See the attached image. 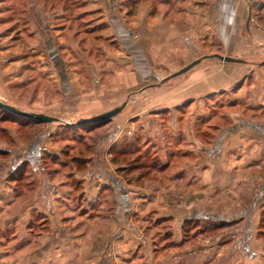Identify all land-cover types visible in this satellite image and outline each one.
<instances>
[{
	"label": "crops",
	"instance_id": "0c3cea01",
	"mask_svg": "<svg viewBox=\"0 0 264 264\" xmlns=\"http://www.w3.org/2000/svg\"><path fill=\"white\" fill-rule=\"evenodd\" d=\"M144 12L141 10L134 20L127 21L129 25L126 26L121 16L105 15L102 23L112 21L111 25L116 30L109 28L102 36L110 38V46L117 48L115 51L108 48L104 51L109 61L105 62L103 69L98 67L93 79L84 76L85 66H78L70 60L69 48L72 45L69 48L65 46L64 35L59 33L64 29L57 27L55 34L59 44L53 39L37 43L41 46V54L48 58H44L48 62L42 71L47 73L51 70L48 80H52V85L57 86L59 91L51 99V105L46 106L44 94H37L31 99L26 96L20 102H13L7 94L11 89L9 78L12 67L2 68L0 100L26 112L45 114L72 124L79 121L78 118L84 120L106 113L136 93L141 84L139 71L143 67H149L152 81L157 77L166 78L207 56L218 54L243 62L225 63L208 58L186 75L172 80L173 84H179L177 89L171 87L167 91L151 92V111L138 105V109L131 108L127 115L124 113L118 123L112 125V130L99 133L95 155L87 156V160L91 159L87 169L83 172L70 171L66 173L67 177L62 175L64 172L61 170L50 168L45 161L50 159L52 162V159L64 154L61 143L57 142L61 132L68 130L65 127L72 126L64 125L62 129L61 124L55 123L41 128L34 122L19 120L21 125L41 128V134L26 142L24 138L13 137L10 133L14 147L9 149L8 143H0V154L14 159L15 165L19 164L26 170L33 169L39 188L21 191L18 205L11 203L8 208L4 207L9 210L8 213H1L0 210L4 216L7 213L5 220L0 222V230L5 235L19 230V234L13 235L10 243L0 251V264H70L75 250L78 251V260L106 264L108 247L112 245L120 255L131 253L133 256L141 252V245L134 240L127 245L123 237L127 229L125 226L129 225L132 232L137 229L133 217L138 213L140 192L134 193L141 190L125 182L118 172L124 167H117L111 156L113 149L124 138H129L127 133L133 129L135 133L132 137L147 132L150 140L164 139L159 142L164 148L172 146L171 140L167 143L166 137H163L165 134L178 136L180 140L173 143L174 150L191 154L183 158L186 163L177 175L164 180L167 181L165 186L154 184L151 190L153 196L159 198L163 195L170 200L176 196L173 193L179 191V198L184 200L180 202L185 209L192 201L194 205L190 206L194 207L189 209L194 210L191 212L214 215L216 211L213 208L219 203V198L230 191L231 195L226 197L234 209L231 214L224 213L228 218L226 222L236 223L239 233L246 231L244 237L233 239L232 251L239 248L240 252L231 256L236 255L237 261H243V264H264V253L260 255L264 251V242L257 238L264 225V0H151V13ZM138 34L141 36L137 38ZM109 70H112L110 76L106 73ZM212 97L231 99L233 111L228 116L233 125L223 137L221 146L222 139L214 146L204 147L198 142L193 128L199 124L197 118L205 114L203 108ZM142 102V105H148L146 101ZM186 106H189L187 111L183 109ZM240 106L244 107V112L239 111ZM4 128L11 129L10 126ZM8 161L0 160V166L4 167ZM222 169L225 172H221ZM15 170H11L7 177H12ZM78 183L81 187L79 202L85 204L84 208L75 205ZM111 188L116 206H113L109 217L110 224L103 226L101 223L98 227V221L102 219L87 218L89 215L86 212L93 205L102 203L103 197L107 202L105 194ZM13 195V189L6 194L7 197ZM206 200L208 206L205 208ZM174 206L177 205H173V209ZM176 213V210L171 211L166 215L167 219H174ZM186 217L179 220L184 221ZM85 220L99 228L96 238L75 236L71 239L69 232L75 235L77 227ZM138 231L141 233L140 228ZM135 244L137 250L132 247ZM10 246L20 248L10 249ZM172 250L162 264H197L203 261H196L190 255L177 261L172 256L177 249ZM153 262L160 263L154 257Z\"/></svg>",
	"mask_w": 264,
	"mask_h": 264
},
{
	"label": "rangeland",
	"instance_id": "374dc122",
	"mask_svg": "<svg viewBox=\"0 0 264 264\" xmlns=\"http://www.w3.org/2000/svg\"><path fill=\"white\" fill-rule=\"evenodd\" d=\"M150 9L151 0H0V77H3V67H12L10 72L11 77L9 78L11 89L7 93L10 96L9 98L12 99L13 102H20L21 99L25 98L26 96L31 99L37 94H44L46 95L47 99L46 106L51 105V99L55 98L59 91L57 86L55 87L52 85V80H48L49 77H51V70H49L47 73L42 71V68L47 66L48 58L41 54V46L39 47L37 43L43 39L57 40L55 34L57 27L60 28L59 30L64 29L61 30V32L59 30L58 31L64 35L66 41L65 46L69 48L72 45L69 48L70 54L72 55L70 60H73V62L75 61L78 66H85L86 69L84 76L93 79V74L98 69V67L103 69V67H105L106 63L109 61V56L107 57L104 51H106L107 48L115 51L117 48V46H110V38L106 39V37L102 36V33L107 32L109 28L114 29V26L111 25L113 24L112 21H109V23H102V21L105 19V15L110 17L111 15L121 16L125 19L123 23L126 26L129 25L127 21L130 22L132 19L134 20L135 17L141 13V10H144V13L148 14L151 13ZM39 15L42 16V18ZM53 27H55V29ZM36 28L39 29V31ZM138 36L140 37L141 35L138 34L137 38ZM44 58L47 60H44ZM149 72V67H143V69L139 71V82H141L139 89L136 91V93L126 97L127 99H125L122 103L119 102L117 107L121 106L125 102H128V105L125 110L110 123L104 124L102 127H99V129H95L96 131L93 130L94 132H92V134L88 132V127H90V125L79 127L74 126L69 130H63L64 132H61L59 136L60 141L57 143H61V149L69 150L70 154L73 152L71 154V158L63 154L59 158H54L56 159V162L53 163L49 159L50 162L45 161V164L49 165L50 168L56 169L57 171L61 170V172H64L62 175L67 177L66 173L75 170L72 168V165L70 169L64 168L61 166L62 162H69L70 165L72 157H75L79 154L88 157L95 155L94 149L97 147L96 143L98 144L100 139L99 133L112 130V125H114V123H118L117 120L121 119V116L124 115V113L127 115V112L131 108L135 109L138 105L141 108H147V111H151V92L156 93L158 91H167L171 87H175V89L178 88L179 84H173L172 80L178 79L179 77L172 79L161 86H157L167 77H157L151 81ZM106 73L110 76L112 74V70H109ZM8 76L9 75L6 77L8 78ZM102 80L105 81V77H103ZM151 85L156 86L151 87ZM142 101H146L145 104L148 103V105H142V103H144ZM230 101L231 99L228 98H221L219 100L218 97H212L203 108L206 110L205 114L202 117L197 118L199 124L193 128V132L198 136V142L200 144L202 143L204 147L209 145L214 146L217 144L218 140L222 139L220 142L221 146L223 143V137H226L228 130L232 129L231 125H233V123L228 116V113L233 111L231 108V105L233 106V104ZM240 108L241 109L239 111L244 112V107L240 106ZM183 109L187 111L189 106H186ZM197 109L200 108L197 107ZM192 110L195 109L193 108ZM3 117H6V119H3ZM19 120L27 121L26 119L20 117L16 118L11 114H7L5 110L0 109V143H8L9 149L10 147H14V136L24 138V140L28 142L32 140V138L39 136L42 132L41 128L45 127L43 124L40 125L41 128H34L32 125L30 127L21 125V123H18ZM77 120L79 121L75 123L83 121L79 118ZM171 120L172 118H170V121ZM51 125H55V123ZM56 125L60 126L59 123H56ZM8 126L11 127L10 130L3 129L4 127ZM106 127L108 128L105 129ZM60 128L63 129L64 125L61 124ZM133 132L135 133L134 129L130 130L127 133L129 138L124 139H130ZM10 133L13 135V137L10 136ZM129 133H131V135ZM137 137H139L138 140L140 141L141 147H143V145H145L150 139L147 132L138 133L135 136V140H137ZM163 137H166L167 143L170 140L172 143L178 142V136L175 137L173 134H165ZM124 139L122 140L123 142L118 144V146H127L130 149H136V145H128ZM158 140L156 141L158 142ZM91 143L92 148L89 150L87 149L86 145L88 146V144ZM71 146H76V149L71 151ZM138 155V153H133L131 155L121 157L118 153V156L121 158L117 161V158H115L116 153H111L112 161L117 167L122 166L127 168V165L130 166V164H144L137 169H130L128 166V168L124 169L123 172L120 170L118 171L129 186L141 190H136L137 192L135 191L134 193L136 194L140 192L138 193L140 194V199L138 200V213L133 217V224L135 227H137V229H134V232H132L128 227L129 225L125 226L127 229L126 234L123 236L125 238H123L124 242L126 241L127 245L131 244L129 241L133 240L136 241L134 243L139 244V246L141 245L139 247L141 252L133 256L131 253H128V255H120L118 249H114V245L109 246L107 254L108 261L106 264H153V257L160 262L159 264H162V260L171 254L173 251L172 249H177L174 254H172L174 259L177 261H180V258L183 256L190 255V257L196 261L203 260V263L197 262V264H229L230 262L241 264L243 261H237L238 258L236 255L231 256L235 252H240L239 248L237 251H232V244L235 242L233 239L244 237L246 231L242 230L239 233L236 226L232 228V226L223 224L228 220L224 213L231 214V211L234 209L231 202H228V198L226 197L227 194V196L231 195L230 191L227 193L224 192L225 195H220L221 193L219 194L220 196L224 195L225 197L219 198V203L213 208L216 211V214H195L194 212H191L194 210V208L189 209V207H194L190 206V204L194 205L192 201H190L192 203L189 202V205H187L188 210L181 205L180 201L183 202L184 200L179 198V191L174 192L173 194L176 196L170 200L163 195L159 196V198L153 196L151 190L153 189L154 184L165 186L167 181L164 180H167L169 177H167V175L165 176L164 174L151 172V164L153 161L152 155L146 152L140 155L141 159H138ZM6 159L9 160L7 164L4 167L3 165L0 166L1 213L2 211H7V206H11V203L15 205L19 204L21 200L20 191H25L29 187L31 189L33 188L34 191L39 188L33 169L28 168V170H26L27 174L24 171L23 176H20V172L25 167L19 164L15 165L14 159L10 160L5 158L4 155L0 154V160L5 161ZM173 162L174 163L172 164L171 168L168 169L169 175L179 173V168L183 166L180 165V159L173 160ZM182 162L185 164L186 160L184 159ZM187 162L189 163L190 159ZM221 167L223 168V166ZM13 169L16 170L12 174V177H7L8 173H10V171ZM221 172L225 171L222 169ZM227 176L229 175L227 174ZM4 177H7V179L4 180ZM5 183L7 184L6 186ZM11 185L15 195L12 197H7L6 194H8L9 190H12ZM76 190L77 199L75 200V205H79L80 207L84 208L85 204L82 201L79 202L78 199L79 193H81V187H76ZM105 195L108 196V205H106L107 208L110 206H116L113 189H109L108 193ZM102 200L105 201L104 197ZM165 204H167V206ZM173 205L177 206H174L173 209ZM5 206L7 207L6 209L4 208ZM206 206H208V200H206L204 203L205 208ZM174 210L177 212L175 218L172 220L167 219L166 215H169L170 212ZM185 210H187V212ZM94 211L96 212V210ZM165 211H167V214H164ZM8 212L9 210L7 213ZM161 212L164 213L162 214ZM7 213L5 214L7 215ZM103 215L107 219H104L103 216L100 217L102 220L100 222L98 221V227L101 225V223L103 226L110 224L108 223V220L110 219L109 213H104ZM5 216L0 214V222L5 220ZM184 216L187 217L184 221H182V217ZM208 216L216 217L217 219H209ZM88 217L89 216H87V218ZM186 221L188 222L186 223ZM80 224L81 226L77 227V233L75 235H72L71 231L69 232L71 239H73L75 236L77 238L82 236H87L91 239L96 238V234L99 230L98 227L86 220ZM184 224L185 226H183ZM34 226L35 224H33L31 228L34 229ZM139 228L141 233L138 231ZM37 231L39 230L37 229ZM109 232L110 231H107V233ZM116 233L118 235V231ZM17 234H19V230L14 231L12 234L11 232H7L6 235L0 230V251H2L7 246L6 244L10 243L13 235ZM114 234L112 235L113 237H115ZM33 238H36V236ZM257 238L259 241L264 242V225L261 226V230L258 231ZM181 243L185 244L181 249H179L178 245ZM137 244L132 246L133 249L137 250ZM169 245H171V247H169ZM164 246L166 247L163 248ZM256 247L258 248V246ZM9 248L19 249L20 247L10 246ZM128 248L130 249V245ZM166 249L168 250L165 252ZM72 251L73 247L71 249V252ZM258 251L255 250L257 254ZM263 253L264 251H262L260 255ZM73 255L74 257L72 258L74 260L71 261L70 264H90V262L85 260L77 259V250L73 251ZM92 263L97 264L98 262Z\"/></svg>",
	"mask_w": 264,
	"mask_h": 264
},
{
	"label": "trees",
	"instance_id": "16d2710c",
	"mask_svg": "<svg viewBox=\"0 0 264 264\" xmlns=\"http://www.w3.org/2000/svg\"><path fill=\"white\" fill-rule=\"evenodd\" d=\"M7 112V111H6ZM7 114H11L9 112H7ZM13 115V114H11ZM15 116V115H13ZM7 117V116H6ZM6 117H3V119H6ZM16 118H19L17 116H15ZM3 122V121H1ZM4 122H7V121H4ZM36 125L40 126L42 124H38L36 122H34ZM44 125V124H43ZM101 125V124H100ZM73 127V126H72ZM72 127H65L67 128L68 130L71 129ZM98 127V126H96ZM94 127L93 129H91V134L92 132H94L93 130L95 129H98ZM5 129V128H3ZM96 131V130H95ZM85 138V137H84ZM139 137H137V140H135V137L131 138V139H126L125 141L127 142L128 145H132V146H135L136 145V149H130L128 148L127 146L126 147H121V146H116L112 153H116V156L115 158H117L116 160L118 161L121 157H124V156H127V155H131L133 153H138V159H141V154H144V153H148L150 155H152V164H151V172H156L157 174H164L165 176L167 175V177L169 178H173L175 175H177L178 173H174L172 175H169L168 174V169L171 168L172 164L174 163L173 160H179L180 159V163L182 165H184V163L182 162L183 158L185 157H190L191 154L187 151H184V150H174V147L173 145L172 146H168L169 148H164L159 142L163 141L164 139H160V141H153V140H148L147 143L145 145H143V147H141V144H140V141L138 140ZM178 141L180 140L179 137H177ZM86 140V139H85ZM173 144V143H172ZM90 145L91 144H88V146L86 145L87 149L90 150ZM76 149V146H71V151H74ZM144 152V153H143ZM118 153L120 154V156H118ZM64 155L65 156H68L70 155V151L67 150L64 152ZM56 159H52V162H56L55 161ZM89 160L91 159H88L87 160V156L85 158V156H82V155H77L75 157H72V161H71V164L69 165V162H64V164H62V166L64 168H71V165H72V168L77 171V172H83L87 169V165L89 163ZM180 164V165H181ZM141 165H144L143 163H137V164H130L127 165V168L129 166V168L131 169H137L139 168ZM127 168H123L121 169V172H123L124 169H127ZM180 170V168H179ZM24 171L26 173V169L24 168L21 172H20V176H23L24 174ZM27 174V173H26ZM80 184L78 183L76 187H79ZM27 189H30L27 188ZM33 189V188H32ZM31 189V190H32ZM21 192V191H20ZM79 199V197H78ZM107 202L106 201H102V203L100 202L99 204L96 205H93L91 207V209L88 211L87 210V214L89 215L90 218H95V217H102L104 218V213H109V217L111 215V213L113 212V206H110L109 208H107ZM96 210V212L94 211ZM95 214V216H94ZM188 221H186L187 223ZM34 223L36 224V221H34ZM185 223V224H186ZM185 224L183 226H185ZM224 225H227V226H232V228H234V226H237L236 223L234 222H224L223 223ZM45 223H43L42 227H44ZM44 230V229H43ZM31 231L32 228H31ZM185 243H181L178 245V248H182L184 246ZM166 246H164L163 248H165ZM169 247H171V245H169ZM162 248V247H161ZM157 250V249H156ZM155 250V251H156ZM168 249L165 250V252L167 251ZM158 254V253H156Z\"/></svg>",
	"mask_w": 264,
	"mask_h": 264
},
{
	"label": "water",
	"instance_id": "95a60500",
	"mask_svg": "<svg viewBox=\"0 0 264 264\" xmlns=\"http://www.w3.org/2000/svg\"><path fill=\"white\" fill-rule=\"evenodd\" d=\"M208 58H213V59H218L222 62L225 63H242L243 61L237 60V59H233L231 57H225L222 55H212V56H207V57H203L201 59H198L196 61H194L193 63H191L190 65L186 66L185 68H183L182 70L178 71L177 73H174L173 75H171L170 77H167L166 79H164L159 85L157 86H161L163 84H165L166 82L178 78L186 73H188L189 71H191L193 68H195L196 66L200 65L203 60L208 59ZM128 102L123 103L121 106L108 111L106 113H103L101 115H98L96 117H92L89 119H85L83 121H80L79 123H72V124H67L64 123L61 119L56 118V117H51V116H47L45 114H40V113H34V112H25L23 110H20L12 105H9L3 101L0 100V109L5 110L17 117L26 119L27 121H33L36 122L38 124H44V125H49V124H54V123H59V124H63V125H68V126H86V125H95V124H107L110 123L114 118L118 117L127 107ZM203 217V216H201ZM209 219H217L216 217H212V216H208Z\"/></svg>",
	"mask_w": 264,
	"mask_h": 264
},
{
	"label": "flooded vegetation",
	"instance_id": "af4514ba",
	"mask_svg": "<svg viewBox=\"0 0 264 264\" xmlns=\"http://www.w3.org/2000/svg\"><path fill=\"white\" fill-rule=\"evenodd\" d=\"M15 107V106H14ZM17 108V107H16ZM21 110V109H20ZM24 111V110H23ZM26 112V111H25ZM96 126H99L100 124H95ZM95 125H90V127H88V132L91 134V129H93L94 127H96ZM67 151V150H64V152Z\"/></svg>",
	"mask_w": 264,
	"mask_h": 264
}]
</instances>
